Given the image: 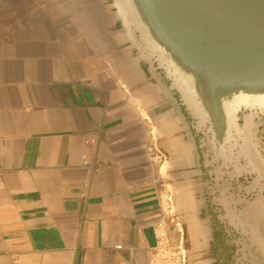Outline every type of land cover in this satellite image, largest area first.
Here are the masks:
<instances>
[{"label": "crops", "instance_id": "1", "mask_svg": "<svg viewBox=\"0 0 264 264\" xmlns=\"http://www.w3.org/2000/svg\"><path fill=\"white\" fill-rule=\"evenodd\" d=\"M23 4L0 12V264H156L165 182L195 197L173 102L113 0Z\"/></svg>", "mask_w": 264, "mask_h": 264}, {"label": "water", "instance_id": "2", "mask_svg": "<svg viewBox=\"0 0 264 264\" xmlns=\"http://www.w3.org/2000/svg\"><path fill=\"white\" fill-rule=\"evenodd\" d=\"M113 2L187 132L219 261L264 264V0Z\"/></svg>", "mask_w": 264, "mask_h": 264}, {"label": "rangeland", "instance_id": "3", "mask_svg": "<svg viewBox=\"0 0 264 264\" xmlns=\"http://www.w3.org/2000/svg\"><path fill=\"white\" fill-rule=\"evenodd\" d=\"M24 1L20 0L19 5V0H0V12L10 13L15 7L22 8ZM164 185L163 188L166 190H163V214L158 223V231L163 234L164 246L158 248L157 264H221L219 261L221 254L217 246H213L209 240L203 245L199 238V231L203 227V215L198 213L195 188L192 190L195 197L182 200L176 197L177 190L169 182H165ZM179 201L184 202L180 209ZM188 206L190 210L183 211V207ZM193 222L194 227L191 228ZM228 263L232 264V261L229 260Z\"/></svg>", "mask_w": 264, "mask_h": 264}, {"label": "built area", "instance_id": "4", "mask_svg": "<svg viewBox=\"0 0 264 264\" xmlns=\"http://www.w3.org/2000/svg\"><path fill=\"white\" fill-rule=\"evenodd\" d=\"M163 234L160 233L159 231L157 232V245L155 248V261L157 264V256H158V248L159 246H164V238H162Z\"/></svg>", "mask_w": 264, "mask_h": 264}, {"label": "bare ground", "instance_id": "5", "mask_svg": "<svg viewBox=\"0 0 264 264\" xmlns=\"http://www.w3.org/2000/svg\"><path fill=\"white\" fill-rule=\"evenodd\" d=\"M165 186V185H164ZM163 189H165L166 190V188H163ZM168 190V189H167ZM166 192V191H165Z\"/></svg>", "mask_w": 264, "mask_h": 264}]
</instances>
